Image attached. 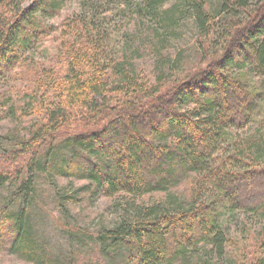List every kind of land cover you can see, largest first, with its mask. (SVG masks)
Masks as SVG:
<instances>
[{"label": "trees", "instance_id": "trees-1", "mask_svg": "<svg viewBox=\"0 0 264 264\" xmlns=\"http://www.w3.org/2000/svg\"><path fill=\"white\" fill-rule=\"evenodd\" d=\"M68 1L0 0V84L12 75L24 90L23 105L10 94L0 106L40 118L0 156V192L12 190L0 200V253L33 264H236L223 215L243 212L257 250L238 261L264 264V0L251 11L253 0H176L175 9L167 0H72L78 11L62 23L51 61L27 62ZM114 10L155 24L154 50L164 48L176 10L189 14L199 64L178 55L153 73L139 69L133 41L110 46ZM58 178L117 201L112 224L63 254L36 237L31 213L43 182L64 199ZM153 193L163 197L145 204Z\"/></svg>", "mask_w": 264, "mask_h": 264}, {"label": "rangeland", "instance_id": "rangeland-1", "mask_svg": "<svg viewBox=\"0 0 264 264\" xmlns=\"http://www.w3.org/2000/svg\"><path fill=\"white\" fill-rule=\"evenodd\" d=\"M167 1L163 6L165 9H175L179 6L176 0ZM258 1L253 0L250 2L249 11L255 9ZM33 2L34 0H26L27 5H31ZM139 3H141V0H139ZM78 8L79 6L76 1H68L57 17L45 22L49 27H53V30L51 29V33L48 36L41 37L36 47L25 55L28 60L27 62L40 61L46 64L51 61L58 49L59 42L63 38L64 30L62 23L66 18L74 15L78 11ZM176 11L179 13L172 20L176 24L172 27L173 29L169 30L168 35L166 34L167 36L163 43L164 48H156L154 50L157 41L151 35L148 36V28L155 24L147 25L148 19L141 13L136 14L134 10L124 11L121 17L114 18L117 14L114 10L112 14L106 16L111 22L108 32L110 46L113 48L116 42L120 49L122 44L133 41V45L127 46L130 49L129 55L135 52L134 56L130 58L139 69L145 70L146 73L155 72V68L161 66L162 63L169 65L166 57L174 59L180 55V59H183L182 63H188L190 66L191 64H199L197 61V49L194 45V41L198 37L197 30L192 24L189 14L185 12L180 13L179 10ZM145 20H147V23H145ZM57 29L58 32H56ZM154 29L161 31V33L157 34L158 38H161V36L164 38L162 28ZM8 79V81L0 84V95L3 96V101L10 94H13L14 104L23 105L24 90L22 89V83L14 82L12 75H9ZM247 79H250V77ZM251 79L253 82L254 79L257 81L254 76H251ZM16 93L18 94L16 95ZM7 109V106L5 108L0 106V156H2L4 151L11 150L17 144L16 141H27L30 138L33 126L40 121V118L37 117L39 112L36 115L31 114L27 117L25 114H9ZM2 162L3 160L0 158V163ZM191 177V175L187 178L185 177L181 184L186 186ZM56 180L58 181V187L63 188L66 186L68 188L61 194L64 199L59 202L58 197L48 185L44 182L41 183L38 187L41 189L38 191V201L34 204L31 212L32 226L36 237L49 250L53 251V253L59 252V254H63L64 252L85 246L86 241H90L88 234L99 230L102 226L106 227L112 224L116 219V208L112 206L116 205L117 201L114 197L91 195L90 190H88L89 192H78L77 188L86 184L84 180L72 179L67 181L59 178ZM69 184H71V187ZM11 191L9 186L2 190L0 192V200L9 198ZM58 191L60 190L58 189ZM161 197H163L161 193L147 194L143 196L142 201L145 204H152ZM67 199H69L68 205L63 210L61 203ZM240 214L244 213L241 212ZM240 214L226 212L223 215V220L230 229L229 234H227L228 241L231 240V244L227 247L228 257L233 258L236 264H241L238 261L239 258L249 259L257 250L249 246L252 238L256 235L253 230L254 224L250 223L246 226H240L252 221L248 220L249 218L246 215ZM210 263L214 264V261ZM0 264L33 263L27 262L15 254L3 251L0 253ZM183 264H194V262Z\"/></svg>", "mask_w": 264, "mask_h": 264}]
</instances>
